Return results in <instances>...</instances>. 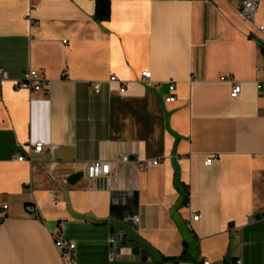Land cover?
Listing matches in <instances>:
<instances>
[{
	"label": "crops",
	"instance_id": "1",
	"mask_svg": "<svg viewBox=\"0 0 264 264\" xmlns=\"http://www.w3.org/2000/svg\"><path fill=\"white\" fill-rule=\"evenodd\" d=\"M239 1L111 0L100 21L97 0H0V264H65L56 236L78 264H264V0L256 24ZM30 69L50 91L16 86ZM133 215L156 259L117 228Z\"/></svg>",
	"mask_w": 264,
	"mask_h": 264
},
{
	"label": "built area",
	"instance_id": "2",
	"mask_svg": "<svg viewBox=\"0 0 264 264\" xmlns=\"http://www.w3.org/2000/svg\"><path fill=\"white\" fill-rule=\"evenodd\" d=\"M238 7L243 14V16L250 21L253 24H256V14L258 10V2L255 0H240L238 2ZM36 9V8H32ZM27 19L32 22L33 16L31 13L27 15ZM259 31L264 35V25L259 26ZM261 48L263 49L264 53V42H261ZM260 69L264 70V62L260 66ZM0 72L2 74V78L6 79L8 77L7 72L0 68ZM67 74V72H65ZM143 80L149 83L150 85H153L152 81V72L151 71H145L142 74ZM222 80L230 79L229 77L223 76L221 78ZM110 82L120 85V92L125 93L127 91V88L125 84L115 75L110 74L109 78ZM18 88H24L31 92L38 91V92H48L51 90L53 86L52 80L42 76L38 70L30 69L27 70L21 80H19L16 84ZM176 86L172 84L170 86L171 94L166 98L167 102H174L177 97L174 94ZM257 88L259 91H264V78L257 81ZM93 89L95 92H99L101 89V83L100 82H94L93 83ZM242 91V86L239 82L234 81L233 89L231 92V96L233 98H237ZM44 149V143L38 142L33 146V148L30 150V156L32 152H42ZM27 159L26 156L22 155L19 157V160H25ZM130 160L129 155H123L121 158V161L127 162ZM215 161L214 157H210L206 160V164L210 165ZM160 163L159 160H146L141 163L143 167H149L150 165H158ZM112 165L109 161H96L91 164H89L86 174L89 178H100L102 176L109 175L111 173ZM9 204L6 202H3L0 196V228L4 222V220L7 217V213L9 210ZM27 210L29 212H37L38 208L34 205H29L27 207ZM264 217V212H263ZM200 214H195L193 216V220H199ZM130 223L136 227L139 224L140 217L138 215H133L129 218ZM55 246L58 249V251L61 253V256L63 258V261L65 264H78L76 259V249L77 245L75 242L67 241L59 236L55 237ZM204 264H211L210 261L204 260ZM238 264H243L242 260H237Z\"/></svg>",
	"mask_w": 264,
	"mask_h": 264
},
{
	"label": "water",
	"instance_id": "3",
	"mask_svg": "<svg viewBox=\"0 0 264 264\" xmlns=\"http://www.w3.org/2000/svg\"><path fill=\"white\" fill-rule=\"evenodd\" d=\"M83 176V173H74L68 178L70 184H74ZM117 228L123 230L129 240L140 247V249L148 254L152 259H156V254L151 244H149L137 231L136 227L126 221L116 223Z\"/></svg>",
	"mask_w": 264,
	"mask_h": 264
},
{
	"label": "trees",
	"instance_id": "4",
	"mask_svg": "<svg viewBox=\"0 0 264 264\" xmlns=\"http://www.w3.org/2000/svg\"><path fill=\"white\" fill-rule=\"evenodd\" d=\"M111 17V0H97L95 7V18L100 21L109 20ZM186 249L178 258H165L166 260H174V261H189L192 259V254L189 250V245L185 243Z\"/></svg>",
	"mask_w": 264,
	"mask_h": 264
}]
</instances>
